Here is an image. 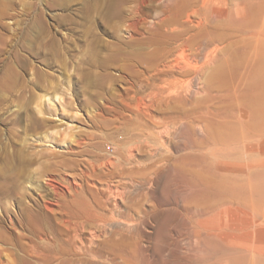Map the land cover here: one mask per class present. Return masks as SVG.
<instances>
[{"label":"rangeland","instance_id":"rangeland-1","mask_svg":"<svg viewBox=\"0 0 264 264\" xmlns=\"http://www.w3.org/2000/svg\"><path fill=\"white\" fill-rule=\"evenodd\" d=\"M158 1L0 0V264H24L26 254L35 250L31 246L39 240L21 228V215L25 219L47 201L44 196L51 197L48 176L67 188L82 172L98 187L111 181L114 187H127L126 197L118 209L98 208L116 218L105 228L101 223L78 231L82 241L73 238L70 213L44 221L45 240L57 245L60 254L70 252L72 241L78 247L70 256L47 253L45 264H190L192 259L215 257L216 250L196 239L199 217L190 216L199 203L201 161L194 147L201 136L188 123L209 117L213 103H203L200 96L187 101L173 95L153 105L160 80L148 76L160 66L146 63L144 53L137 52L146 49L149 35L144 32L128 42L132 10L138 5L145 11L157 9L169 0ZM156 15L147 20L145 30L154 25ZM139 104L143 115L136 110ZM166 129L176 133L171 140L168 134L160 140L164 146L156 135ZM130 146H143L133 163H127ZM118 169L133 173L134 181L118 177ZM222 256L235 257L228 252Z\"/></svg>","mask_w":264,"mask_h":264},{"label":"bare ground","instance_id":"bare-ground-1","mask_svg":"<svg viewBox=\"0 0 264 264\" xmlns=\"http://www.w3.org/2000/svg\"><path fill=\"white\" fill-rule=\"evenodd\" d=\"M154 12L157 13L154 25L145 30L147 20ZM132 13L134 15H130L127 25L128 42L130 38L133 40L136 36L141 37L144 32L148 33L146 49L137 52L141 55L144 53L146 63L153 62L160 66V69L148 76L153 82L160 80L159 88L151 98L153 105L170 101L173 95L187 101L200 96L203 103H213L212 107L215 108L213 112H207L209 117H195L188 123L193 124L201 136L197 146L191 140L200 156L201 171L200 174L197 171V174L201 179L196 185L200 194L199 203L192 202L197 205H194L195 215L190 212V216L199 217L196 221V239H202L209 251L216 250V255L192 259L188 263L264 264V0H169L157 9L150 8L147 11L138 5ZM141 62L137 60L140 65ZM136 67L139 69L138 65ZM179 84L189 86L186 89L181 85L174 88V85ZM140 101L143 98H139ZM139 106L136 110L143 115ZM145 111L152 118L149 109L145 108ZM175 133L169 129L158 130L156 137L160 141L166 134L169 135L167 139ZM160 143L164 146L167 144ZM150 145L148 148L152 150ZM141 147H131L132 150L128 148L130 152L126 156L129 161L127 163H133L138 158ZM134 151H137V155ZM186 159L191 158L189 156ZM118 170V177L123 179V176H130L129 180L134 181L133 173L126 174V170ZM180 172L177 171V174ZM55 178H47L48 186L53 191L51 197L44 196L47 201L37 206L32 214L27 211L29 214L25 219L20 213L19 223L23 222L24 227L26 224V228H21L39 240L31 246L35 250L23 257L24 264H45L47 253L53 257L76 254L78 247L73 241L70 252L60 254L57 245H50L45 240L47 226L43 225L44 221L55 219L63 211L70 213L75 220L70 227L74 233L73 238L81 239L82 234L78 231L83 228L85 230L86 226L102 223L101 227L105 228L116 218L112 215L111 220L108 215L101 213L99 209L102 205L118 209L119 202L126 197L127 187H114L110 184L112 181L106 184L102 182L103 185L98 187L95 183L87 182L92 178L87 172H82L75 181H69L67 188L58 187ZM187 180L190 181L189 178ZM8 210L5 212L8 213ZM10 212L5 215H9L11 227L13 217ZM92 234L93 239L95 233ZM224 252L235 257L224 260Z\"/></svg>","mask_w":264,"mask_h":264}]
</instances>
